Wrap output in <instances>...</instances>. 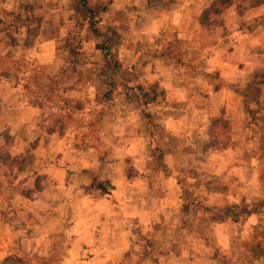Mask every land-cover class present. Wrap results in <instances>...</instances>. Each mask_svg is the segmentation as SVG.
Masks as SVG:
<instances>
[{
	"label": "crops",
	"instance_id": "crops-1",
	"mask_svg": "<svg viewBox=\"0 0 264 264\" xmlns=\"http://www.w3.org/2000/svg\"><path fill=\"white\" fill-rule=\"evenodd\" d=\"M213 1L103 0L119 71L100 130L87 135L99 146L55 126L16 65L22 32L38 27L50 39L45 76L67 75L62 96L94 92L98 73L80 72L93 60L84 21L69 0H0V256L264 264V4L239 14L234 0L215 16ZM58 40L75 47V69Z\"/></svg>",
	"mask_w": 264,
	"mask_h": 264
},
{
	"label": "rangeland",
	"instance_id": "rangeland-1",
	"mask_svg": "<svg viewBox=\"0 0 264 264\" xmlns=\"http://www.w3.org/2000/svg\"><path fill=\"white\" fill-rule=\"evenodd\" d=\"M88 2L95 11V13L87 15L88 17L92 16V18H90L93 20L92 23H90L88 18H84L83 14L87 12L79 8L80 5L78 0H69L72 15L78 19L79 25L82 24L81 20L84 21L85 40L93 46V50L91 51V57L93 59L91 62L92 64L91 66L81 65L80 72L82 73L84 71L87 73L90 72L89 70H94L98 73L99 84L96 85L97 89L94 92L86 91L83 93L82 98H66L62 96L58 85L61 79L67 78V75L64 74L62 77L56 79L47 78L45 76V62L43 60L46 57L48 58V53L51 51L50 48L47 49L45 45L43 47V44L48 43L50 39L47 37V32L38 27L26 28L24 32H22L24 33V39L21 38L22 46H25V50L22 49L20 59L16 62V65L20 72L22 83H25L28 89L27 93L37 100L42 110H44V113L55 126L61 124L65 131L74 133L75 135L78 134V137L87 138L88 141L84 139L86 142L96 143L100 141L95 138L90 139V136L87 135L100 130V122L108 113L109 102L114 99L116 94L113 87L116 76L115 78L111 76L110 65L103 59V41L108 47L111 46L113 41V35L110 34V30L107 26L108 24L98 19L99 13L97 12L103 7V0H88ZM35 18L39 19L38 16ZM29 44L31 45V50H28ZM98 44H100L99 47ZM66 48H69L68 51H66L70 55V60L66 64L65 70L70 71L77 67L74 58L76 49L74 46L64 43V41L60 42V40H58L56 42V54L64 56ZM90 73H92V71ZM80 80L82 83L87 84L92 82L93 78L91 76L85 77L84 75L79 76V81ZM68 82H74V76L69 75ZM146 99H148V96ZM96 144L102 146L101 142ZM59 254L60 253H56V255H50L47 258L43 257L39 262L40 264H52V259L58 258ZM33 261L32 257L26 253L19 256H0V264H32Z\"/></svg>",
	"mask_w": 264,
	"mask_h": 264
},
{
	"label": "trees",
	"instance_id": "trees-1",
	"mask_svg": "<svg viewBox=\"0 0 264 264\" xmlns=\"http://www.w3.org/2000/svg\"><path fill=\"white\" fill-rule=\"evenodd\" d=\"M78 3L80 5V9L82 11H86L87 13H84V18H88V20H90V23H92L93 20H91L90 18H92V16H87L90 14L95 13V11L93 10V7L91 6V4L88 2V0H78ZM234 3V0H215L212 2L211 6H210V12L213 15H218L223 9L231 6ZM264 4V0H238L237 2V12L239 14H243L247 9L251 8V7H256L259 5H263ZM98 13V12H97ZM92 28V27H91ZM100 33V32H99ZM103 59L108 62V64L110 65V73L111 76H116L118 70H119V65L118 62L113 59V57L110 54V50L109 47L106 45V43L103 41ZM138 92L140 93L143 102L145 103L146 97L148 96V93L144 92L143 89L141 87H137ZM147 114V113H146ZM147 118L149 119V114L146 115ZM149 123L150 125H152L151 120L149 119ZM225 124V123H224ZM225 130L226 125H224L223 127ZM160 156V153L158 154V157ZM159 167L163 170V172L166 175H170V171L167 169V167L163 164L159 162ZM263 205L261 204H257L254 205V207L248 209V210H244L241 209L238 212L236 210H233L232 208H226L225 209V214L229 217H231L234 220L239 219L240 216H244V215H250L252 213H256L258 212V210L262 207ZM48 264V263H45Z\"/></svg>",
	"mask_w": 264,
	"mask_h": 264
}]
</instances>
